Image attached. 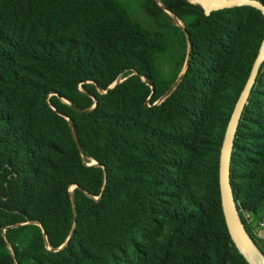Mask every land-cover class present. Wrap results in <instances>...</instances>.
Here are the masks:
<instances>
[{"label":"trees","instance_id":"1","mask_svg":"<svg viewBox=\"0 0 264 264\" xmlns=\"http://www.w3.org/2000/svg\"><path fill=\"white\" fill-rule=\"evenodd\" d=\"M263 39L250 5L0 0V264H249L219 159ZM230 184L264 255V61Z\"/></svg>","mask_w":264,"mask_h":264},{"label":"water","instance_id":"2","mask_svg":"<svg viewBox=\"0 0 264 264\" xmlns=\"http://www.w3.org/2000/svg\"><path fill=\"white\" fill-rule=\"evenodd\" d=\"M192 2H196L201 5L207 15L213 11L241 5L253 6L259 9L264 15V4L256 0H194ZM263 61L264 39L262 41L258 57L252 66L247 83L230 115L225 129L219 159L220 198L225 224L233 243L235 244L239 253L249 264H258L255 259L258 257V255L264 258V255L261 253L244 228L238 215L230 184V163L235 131L241 118L243 109L247 103L251 89L256 81L259 67Z\"/></svg>","mask_w":264,"mask_h":264},{"label":"crops","instance_id":"3","mask_svg":"<svg viewBox=\"0 0 264 264\" xmlns=\"http://www.w3.org/2000/svg\"><path fill=\"white\" fill-rule=\"evenodd\" d=\"M254 232L257 237L261 240H264V226H260L257 222L254 221Z\"/></svg>","mask_w":264,"mask_h":264},{"label":"bare ground","instance_id":"4","mask_svg":"<svg viewBox=\"0 0 264 264\" xmlns=\"http://www.w3.org/2000/svg\"><path fill=\"white\" fill-rule=\"evenodd\" d=\"M258 264H264V258L258 255V257L255 259Z\"/></svg>","mask_w":264,"mask_h":264},{"label":"built area","instance_id":"5","mask_svg":"<svg viewBox=\"0 0 264 264\" xmlns=\"http://www.w3.org/2000/svg\"><path fill=\"white\" fill-rule=\"evenodd\" d=\"M260 226H264L263 223H259Z\"/></svg>","mask_w":264,"mask_h":264},{"label":"rangeland","instance_id":"6","mask_svg":"<svg viewBox=\"0 0 264 264\" xmlns=\"http://www.w3.org/2000/svg\"><path fill=\"white\" fill-rule=\"evenodd\" d=\"M191 1H194V0H191Z\"/></svg>","mask_w":264,"mask_h":264}]
</instances>
